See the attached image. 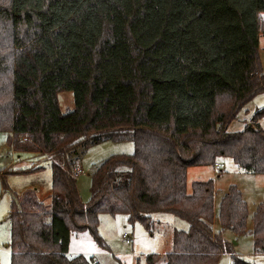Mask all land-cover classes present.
I'll return each mask as SVG.
<instances>
[{
    "label": "trees",
    "instance_id": "1",
    "mask_svg": "<svg viewBox=\"0 0 264 264\" xmlns=\"http://www.w3.org/2000/svg\"><path fill=\"white\" fill-rule=\"evenodd\" d=\"M259 30L264 0H0V131L15 151L52 159L49 209L35 189L13 195L10 264H91L67 251L71 234L102 245V213L147 230L153 212L187 221V230L173 231L170 251L148 254L147 264H217L231 254L212 227L213 181L187 189L186 172L228 157L264 175V129L256 123L264 107L242 130H227L264 91ZM61 90L74 96L65 113ZM105 139L130 140L134 150L98 165L82 202L68 155ZM217 219L221 230L250 232L254 252L264 253V197L250 231L234 185Z\"/></svg>",
    "mask_w": 264,
    "mask_h": 264
},
{
    "label": "rangeland",
    "instance_id": "2",
    "mask_svg": "<svg viewBox=\"0 0 264 264\" xmlns=\"http://www.w3.org/2000/svg\"><path fill=\"white\" fill-rule=\"evenodd\" d=\"M257 56L264 72V31L257 35ZM58 106L65 113L73 109L74 96L70 90L57 93ZM264 107V91L255 95L229 123L227 130L240 131L252 122L253 114ZM257 125L264 129V116L257 120ZM10 134L0 131V264H10V225L8 212L14 194L27 189H35L37 197L46 209L50 207L51 164L52 159L32 153L15 151L8 140ZM22 139V138H21ZM134 150L130 140H101L97 143L78 146L68 155L75 161L74 169L79 172L75 176L76 187L82 202H88L91 175L104 160L122 155H130ZM57 161L58 158H55ZM54 161V160H53ZM216 162L223 163L220 169L213 165H192L187 167V189L193 181L211 179L214 187L213 230L220 232L229 243L231 254H222L217 264H233V258L251 264H264V253L253 250V237L250 232L235 234L229 229L220 228L217 212L221 197L229 186L234 185L241 192L247 206V230L252 228V217L257 205L264 197V175L252 173L239 167L231 158L219 157ZM38 167L35 170H26ZM76 169V170H77ZM153 224L149 230L139 222H128L124 214L114 216L102 213L99 215L98 234L102 245L88 234H71L68 256L81 254L91 260V264H147L146 256L156 253L163 256L170 251L173 231L187 230L186 220L168 212L151 213ZM131 235V240L123 237ZM232 255V256H231ZM163 263V259L158 263Z\"/></svg>",
    "mask_w": 264,
    "mask_h": 264
},
{
    "label": "built area",
    "instance_id": "3",
    "mask_svg": "<svg viewBox=\"0 0 264 264\" xmlns=\"http://www.w3.org/2000/svg\"><path fill=\"white\" fill-rule=\"evenodd\" d=\"M213 166L215 167V168H218L219 170L221 169V168H223L224 167V164L223 163H219V162H215L214 164H213ZM77 169V168H76ZM74 169V174L75 175H77L78 174V172H79V170L77 169ZM123 237L125 238V239H127V240H131V235L130 234H128V233H124L123 234Z\"/></svg>",
    "mask_w": 264,
    "mask_h": 264
},
{
    "label": "water",
    "instance_id": "4",
    "mask_svg": "<svg viewBox=\"0 0 264 264\" xmlns=\"http://www.w3.org/2000/svg\"><path fill=\"white\" fill-rule=\"evenodd\" d=\"M50 158H51L50 155H48V156H44V157H43V159H45V160H48V159H50Z\"/></svg>",
    "mask_w": 264,
    "mask_h": 264
}]
</instances>
